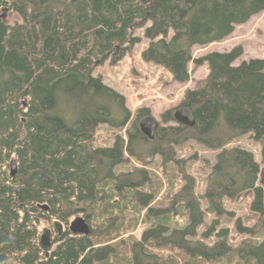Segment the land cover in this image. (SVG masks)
I'll return each instance as SVG.
<instances>
[{
    "label": "trees",
    "instance_id": "1",
    "mask_svg": "<svg viewBox=\"0 0 264 264\" xmlns=\"http://www.w3.org/2000/svg\"><path fill=\"white\" fill-rule=\"evenodd\" d=\"M7 13L21 23L8 25ZM261 13L264 0H0V264H264V61L234 66L242 47L194 58ZM136 32L148 42L144 61L178 84L190 82L191 64H208L178 108L192 111L194 127L168 110L149 140L139 123L150 109L133 116L126 97L94 77L141 43ZM102 126L126 139L97 147ZM248 135L262 164L228 148ZM192 142L219 151L200 196L180 154ZM153 168L167 180L157 204L164 185ZM242 198L255 220L235 221L234 246L222 221ZM78 217L88 236L70 232ZM55 222L64 231L47 256L40 238Z\"/></svg>",
    "mask_w": 264,
    "mask_h": 264
},
{
    "label": "rangeland",
    "instance_id": "2",
    "mask_svg": "<svg viewBox=\"0 0 264 264\" xmlns=\"http://www.w3.org/2000/svg\"><path fill=\"white\" fill-rule=\"evenodd\" d=\"M4 20L8 25L21 23L20 17L12 13H7ZM135 36L141 39V43L136 45L126 57L116 64H112L111 60H108L105 64L98 66L93 75L96 78L100 77L105 85L126 97L127 107L133 116L140 108H148L151 111V117L163 126L161 115L168 110L178 109L186 96V92L195 89L200 82L208 78V64L200 67L191 64L189 66L190 82L185 85L178 84L173 81L172 74L165 67L144 61L142 53L148 42L141 32H136ZM236 47H242L244 54L235 62L234 66L238 67L242 62L251 60L264 61V13L253 17L247 24L236 27L232 36L223 43L194 48V58L200 59L212 53H229ZM126 131L118 132L107 126H102L97 130L95 144L99 148L112 147L116 136H123L126 139ZM228 148H241L249 151L254 155L256 162L262 164L261 143L255 141L250 135L240 138ZM218 153L219 151L208 150L194 142L180 149L181 158L185 160V167L197 181V194L199 196L204 192L206 178L216 162ZM130 165L138 167V164L133 160H130ZM153 169L162 178L164 185L163 191L155 203L157 204L166 191L167 180L165 176H162L160 170ZM250 202L249 198H242L227 204L229 213H233L234 216L227 222L223 220L222 228L230 229V240L234 246L240 243L239 236L235 232L232 234L233 229L236 230L235 221L239 217L249 224H251L249 221L255 220L250 213ZM46 228L48 227L44 229ZM205 229L206 225L200 230V234ZM135 235L138 236L139 233ZM54 236L58 237L55 226L52 239Z\"/></svg>",
    "mask_w": 264,
    "mask_h": 264
},
{
    "label": "water",
    "instance_id": "3",
    "mask_svg": "<svg viewBox=\"0 0 264 264\" xmlns=\"http://www.w3.org/2000/svg\"><path fill=\"white\" fill-rule=\"evenodd\" d=\"M174 119L176 123L190 128L194 127L196 124L193 113L189 108H181L176 110L174 113ZM159 127H160V123L151 116L142 119L139 123V128L141 133L149 140H153L155 138V133L159 129ZM17 173H18L17 162L15 160H12L10 162L11 177H15ZM42 209L44 211H48L47 206L42 207ZM54 226L57 231L58 237L59 238L62 237L64 231L63 225L59 222H55ZM69 229L73 235H77V236H81V235L88 236L90 234V226L83 218H76L71 223ZM40 244L45 250L46 255L48 256L49 250L52 247V233L50 229L48 228L44 229L41 235Z\"/></svg>",
    "mask_w": 264,
    "mask_h": 264
},
{
    "label": "bare ground",
    "instance_id": "4",
    "mask_svg": "<svg viewBox=\"0 0 264 264\" xmlns=\"http://www.w3.org/2000/svg\"><path fill=\"white\" fill-rule=\"evenodd\" d=\"M78 218H81V217H78ZM75 220V219H74ZM72 223V222H71ZM71 225V224H70ZM56 230V229H55ZM70 230V229H69ZM57 232V231H56ZM51 233H52V231H51ZM41 239V238H40ZM51 249V248H50ZM45 251V250H44ZM50 251V250H49ZM46 253V252H45Z\"/></svg>",
    "mask_w": 264,
    "mask_h": 264
}]
</instances>
